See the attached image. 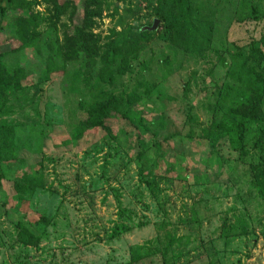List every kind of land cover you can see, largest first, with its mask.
Instances as JSON below:
<instances>
[{
	"label": "rangeland",
	"instance_id": "374dc122",
	"mask_svg": "<svg viewBox=\"0 0 264 264\" xmlns=\"http://www.w3.org/2000/svg\"><path fill=\"white\" fill-rule=\"evenodd\" d=\"M27 1L37 49L23 51L13 75L25 87L6 96L0 114L14 128L12 148L0 151V264H264V195L252 186L264 168V97L240 147L225 139L210 147L197 134L210 128L215 82L227 79L219 56L264 36V0H189L192 22L209 28L200 57L187 56L182 35L165 33L159 19L127 67L107 71L98 56L64 62L55 51L80 22L81 0H72V19ZM114 5L94 18L100 43L112 30L150 25L156 0ZM13 12L0 23V50L16 46ZM48 60L63 70L42 74ZM4 63L11 73L13 60ZM107 95L108 130L83 128L89 105ZM124 100L133 102L131 123L114 115ZM116 224L127 228L111 236Z\"/></svg>",
	"mask_w": 264,
	"mask_h": 264
},
{
	"label": "trees",
	"instance_id": "16d2710c",
	"mask_svg": "<svg viewBox=\"0 0 264 264\" xmlns=\"http://www.w3.org/2000/svg\"><path fill=\"white\" fill-rule=\"evenodd\" d=\"M43 1L50 5L49 12L55 19L64 13H67L69 19H72L76 11L72 0ZM114 1L120 2L123 0ZM114 1L81 0L80 22L65 28L62 44L55 49L56 52L63 55L64 62L78 61L86 63L87 60V63H92L93 58L98 56V61L105 71L109 67H117L118 69L127 67L128 60L133 58L135 52L140 48L141 40L151 34L152 31H139L140 26L134 31L112 30L111 37H107L108 40L100 43L99 36L91 31L92 26L95 24L94 18L99 17L101 12L109 6H112V10L115 11L117 7L114 5ZM31 3L27 0H0V23L6 18L8 10L14 11L10 19L8 37L16 44V46L7 50H0V114L3 113L6 96L17 88L25 87V80L15 79L13 75V72L22 69L19 61L25 60L23 51L25 49H37L36 14L29 9ZM250 15L251 17H257L258 15L253 6L250 7ZM153 16L158 20L165 21L164 32L168 35L172 32L177 36L182 35L180 46L187 56L200 57L204 53L203 47L209 41L207 35L209 28L204 26L201 30L197 29L190 16L189 0H156ZM6 58L13 60L11 73L5 67L4 60ZM219 59L221 60L220 66H225V63L229 66L225 70L227 79L215 82L214 95L216 100L211 109L210 128L201 127L197 134L200 138L205 139L210 147H214L219 139H225L233 148H238L243 140L244 123L255 119L259 115L261 100L264 97V36L252 40L246 52L231 50L227 60L220 56ZM48 61V64L42 68V74L63 70V64L56 66L52 60ZM189 90V83L185 82L182 86L183 94L186 95ZM112 99V96L107 95L103 103L89 105L86 110L87 115L79 122L81 126L83 128L108 130L104 120L109 115V111L112 110ZM123 104L122 114H117L114 111V115L131 123L127 114L135 111L133 102L124 100ZM215 111H219V113L213 116ZM13 132L14 128L11 124L0 122V151L12 148L13 144L9 135ZM80 135L81 128L74 137L78 139ZM135 157L142 160L140 148H137ZM138 170L140 173L143 172V163L138 166ZM260 178L255 180L252 186L256 188L260 195H264V168L261 170ZM126 228L124 224H116L111 236L118 235L119 231ZM18 236L23 237L22 231L18 233ZM166 250L167 246H164V250L160 254L163 255Z\"/></svg>",
	"mask_w": 264,
	"mask_h": 264
},
{
	"label": "water",
	"instance_id": "95a60500",
	"mask_svg": "<svg viewBox=\"0 0 264 264\" xmlns=\"http://www.w3.org/2000/svg\"><path fill=\"white\" fill-rule=\"evenodd\" d=\"M158 23H159V20L157 18H153L150 25L140 26L139 31H143V30L153 31L156 29Z\"/></svg>",
	"mask_w": 264,
	"mask_h": 264
}]
</instances>
